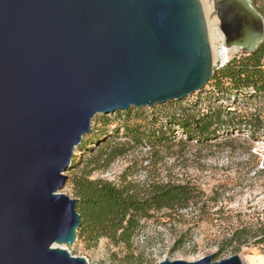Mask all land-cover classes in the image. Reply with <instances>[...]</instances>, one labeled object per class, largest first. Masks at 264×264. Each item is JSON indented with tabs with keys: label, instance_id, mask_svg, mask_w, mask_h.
Here are the masks:
<instances>
[{
	"label": "water",
	"instance_id": "95a60500",
	"mask_svg": "<svg viewBox=\"0 0 264 264\" xmlns=\"http://www.w3.org/2000/svg\"><path fill=\"white\" fill-rule=\"evenodd\" d=\"M213 6L226 46L264 41L251 0ZM215 69L201 0H0V264H89L63 247L82 220L60 190L92 119L184 99Z\"/></svg>",
	"mask_w": 264,
	"mask_h": 264
},
{
	"label": "rangeland",
	"instance_id": "374dc122",
	"mask_svg": "<svg viewBox=\"0 0 264 264\" xmlns=\"http://www.w3.org/2000/svg\"><path fill=\"white\" fill-rule=\"evenodd\" d=\"M204 1L213 8V0ZM251 1L257 9L264 7V0ZM208 16L210 23L217 18L212 12ZM210 112L220 113L223 121L209 141L187 138L174 123ZM242 114L264 117V95H223L210 84L184 99L97 114L91 132L74 149L60 192L74 197L73 177L91 171L92 179L132 182L146 192L152 185H185L193 197L184 208L152 209L129 244L81 238L63 247L86 256L89 264H159L165 258L196 261L208 255L221 260L235 254L244 264L264 263V130L245 123L231 129L226 120L238 124ZM137 134L142 140L134 143ZM120 146L127 151L108 162Z\"/></svg>",
	"mask_w": 264,
	"mask_h": 264
},
{
	"label": "trees",
	"instance_id": "16d2710c",
	"mask_svg": "<svg viewBox=\"0 0 264 264\" xmlns=\"http://www.w3.org/2000/svg\"><path fill=\"white\" fill-rule=\"evenodd\" d=\"M258 10L264 14V7ZM215 91L223 95L248 93L252 97L264 95V41L259 47L246 54L233 57L223 67L216 68L209 82ZM222 114V113H221ZM229 115L228 112L226 114ZM220 113L210 112L203 118L192 115L175 121L187 138L197 141H209L218 132ZM231 121V129H240V124H247L257 130H264V117L255 115H239L237 123ZM137 133V131H136ZM255 132H251L254 136ZM166 140L164 135L160 137ZM142 138L137 134L134 143ZM182 141V140H181ZM123 146L116 148L110 159L124 154ZM91 171L74 176L72 179L73 196L77 199V210L82 224L78 228V239H90L97 242L100 238H108L115 243L129 244L138 232L141 220L151 218L152 209L187 207L192 199L191 190L185 185H152L148 192L141 191L132 182L117 185L111 181L92 179ZM236 233L230 238L236 239ZM260 241H264V238Z\"/></svg>",
	"mask_w": 264,
	"mask_h": 264
},
{
	"label": "bare ground",
	"instance_id": "6f19581e",
	"mask_svg": "<svg viewBox=\"0 0 264 264\" xmlns=\"http://www.w3.org/2000/svg\"><path fill=\"white\" fill-rule=\"evenodd\" d=\"M206 2L205 1L203 2L205 16L208 18L209 17L208 14L210 12H212V16L215 18L216 11L214 9V6L211 9L212 5L211 6L208 5L209 3H206ZM213 9H214V11H213ZM216 17H217V15H216ZM207 24H208V31H209V39H210L211 44L213 45L212 50H213L214 63H220V62L225 63L230 59V51L231 50L236 51L238 48L237 47H228L225 45L224 36H223V33L220 29L218 18H215V21H211V23L208 19ZM216 41H217V43H219L218 44L219 46L216 45L217 47L214 45V43ZM261 264H264V263L261 262Z\"/></svg>",
	"mask_w": 264,
	"mask_h": 264
},
{
	"label": "built area",
	"instance_id": "2783aa9c",
	"mask_svg": "<svg viewBox=\"0 0 264 264\" xmlns=\"http://www.w3.org/2000/svg\"><path fill=\"white\" fill-rule=\"evenodd\" d=\"M246 54H248V53H244V52H242L240 49H237L236 51L233 52V54H232V56H231L230 59H232L233 57H236V56L246 55ZM230 59H229V60H230ZM229 60H228V61H229ZM228 61H227V62H228ZM227 62H226V63H227ZM226 63H225V64H226ZM225 64H224V65H225ZM224 65H223L222 62H220V63H216V68H221V67H223ZM85 257H86V256H85ZM86 259H87V258H86Z\"/></svg>",
	"mask_w": 264,
	"mask_h": 264
}]
</instances>
